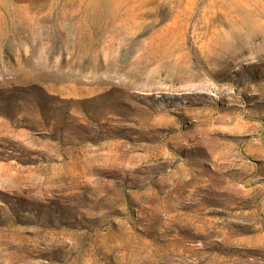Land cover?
Here are the masks:
<instances>
[{
  "label": "rangeland",
  "instance_id": "obj_1",
  "mask_svg": "<svg viewBox=\"0 0 264 264\" xmlns=\"http://www.w3.org/2000/svg\"><path fill=\"white\" fill-rule=\"evenodd\" d=\"M0 264H264V0H0Z\"/></svg>",
  "mask_w": 264,
  "mask_h": 264
}]
</instances>
